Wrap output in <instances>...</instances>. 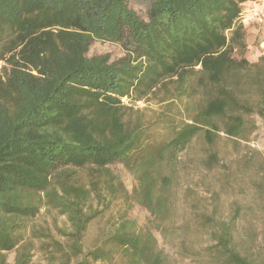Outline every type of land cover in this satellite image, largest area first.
Masks as SVG:
<instances>
[{
	"label": "trees",
	"instance_id": "16d2710c",
	"mask_svg": "<svg viewBox=\"0 0 264 264\" xmlns=\"http://www.w3.org/2000/svg\"><path fill=\"white\" fill-rule=\"evenodd\" d=\"M247 1L152 0L144 20L127 0H0V264L11 250L13 264H29L33 239L53 264H111L118 254L125 264H168L154 235L124 217L83 248L100 213L93 194L101 197L102 184L113 195L122 187L107 166L115 160L136 179L132 197L155 228L177 239L178 254L263 264L236 241L239 206L224 215L212 204L170 224L180 153L198 140L204 169L221 167L213 149L221 133L236 144L251 133L253 112L264 119V54L246 57L239 22ZM93 40L125 54L89 57ZM152 98L163 109L147 119L134 105ZM81 168L90 170L88 185L76 176ZM253 183L264 195V172ZM41 208L64 217L58 237L32 225ZM194 235L206 242L194 246Z\"/></svg>",
	"mask_w": 264,
	"mask_h": 264
},
{
	"label": "rangeland",
	"instance_id": "374dc122",
	"mask_svg": "<svg viewBox=\"0 0 264 264\" xmlns=\"http://www.w3.org/2000/svg\"><path fill=\"white\" fill-rule=\"evenodd\" d=\"M152 0H127V5L142 19H147V10ZM258 47V41L255 42ZM264 48V44L262 45ZM107 54L111 61L124 56L125 51L118 43L93 40L89 45L86 55L97 56ZM249 60L253 57H250ZM125 102L128 99L123 98ZM185 100V98H183ZM163 103L157 98L149 101L139 100L134 107L144 109L147 119H155L157 113L163 109ZM180 100L173 107L181 106ZM176 118H180L178 114ZM252 131L246 139H234L221 133L216 140L213 149L217 150L220 157L221 167L210 171L204 169L200 158L205 155L200 141H193L186 151L180 153V169L174 184L170 190V199L173 202L170 224H179L186 219L192 218L193 212L211 209V205L218 206L219 213L229 215L236 206H239V214L236 224L235 238L239 246L250 248L254 253L255 260L264 264V195L257 192L253 181L259 180L264 172V119L256 112L249 116ZM163 132L162 128L155 130L158 138ZM108 168L116 177V181L122 183V187L114 195L106 187L101 185L100 198L93 194L91 204L100 213L88 226L83 239V248L87 250L93 247L111 229L115 219L124 217L135 222V226L141 230L151 232L157 241V248L168 256V264H206L203 259L184 257L177 253V239L163 235L157 230L152 221V216L146 208L139 205L133 199V189L137 181L132 173L119 160L109 163ZM76 176L79 182L89 184L90 170L78 169ZM225 174V175H222ZM115 181V182H116ZM218 191L217 199H212V193ZM64 217L55 210L41 208L36 217L31 221L35 228L46 227L51 234L58 237L56 226H63ZM195 237V238H194ZM194 246L204 243V239L194 235ZM40 239H33L32 257L29 264H53L47 258L45 252L39 249ZM206 242V241H205ZM16 251L6 252V263L13 264ZM99 264V262H98ZM111 264H125V258L118 254Z\"/></svg>",
	"mask_w": 264,
	"mask_h": 264
},
{
	"label": "built area",
	"instance_id": "2783aa9c",
	"mask_svg": "<svg viewBox=\"0 0 264 264\" xmlns=\"http://www.w3.org/2000/svg\"><path fill=\"white\" fill-rule=\"evenodd\" d=\"M239 22L246 28L264 24V0H249L239 14Z\"/></svg>",
	"mask_w": 264,
	"mask_h": 264
},
{
	"label": "crops",
	"instance_id": "0c3cea01",
	"mask_svg": "<svg viewBox=\"0 0 264 264\" xmlns=\"http://www.w3.org/2000/svg\"><path fill=\"white\" fill-rule=\"evenodd\" d=\"M246 3H248V1ZM246 31L247 49L245 55L248 59H251L250 57H253L252 59L256 60L260 55L264 54V48H262V45L264 44V24L252 25L250 27H247ZM256 41H258V47L260 48V50L255 46Z\"/></svg>",
	"mask_w": 264,
	"mask_h": 264
},
{
	"label": "water",
	"instance_id": "95a60500",
	"mask_svg": "<svg viewBox=\"0 0 264 264\" xmlns=\"http://www.w3.org/2000/svg\"><path fill=\"white\" fill-rule=\"evenodd\" d=\"M264 43V42H263Z\"/></svg>",
	"mask_w": 264,
	"mask_h": 264
}]
</instances>
